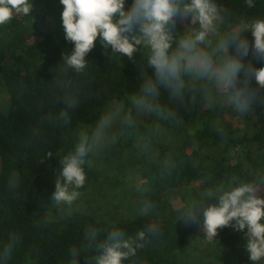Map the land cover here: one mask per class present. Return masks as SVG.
Segmentation results:
<instances>
[{"label":"trees","instance_id":"1","mask_svg":"<svg viewBox=\"0 0 264 264\" xmlns=\"http://www.w3.org/2000/svg\"><path fill=\"white\" fill-rule=\"evenodd\" d=\"M32 2L31 14L14 13L0 25V264H73L72 249L79 252L76 264H89L114 229L126 238L145 233L123 264H254L245 232L229 225L207 238L203 209L218 201L205 196L219 187L251 183L264 197V87L251 71L264 67V53L253 47L254 37L245 50L248 36L238 32L264 20V0H213L219 20L203 41L195 40L203 30L198 17L174 16L166 26L174 74L151 64L140 24L130 33L142 41L132 57L104 48L98 38L89 64L76 72L63 61L74 43L65 36L60 0ZM174 2L182 9L189 0ZM133 4L125 0V10ZM184 43L205 67L222 71L238 61L241 71L208 97L201 79L207 71L193 70L190 79L182 70L188 69ZM241 91L253 100L236 125L231 117L239 109L231 97ZM191 122H198L196 135L161 137ZM254 128L258 136L242 137ZM81 140L89 162L76 191L91 190L88 208L96 215L51 200L59 161ZM217 146L220 158L204 153ZM173 198L181 202L172 204ZM95 202L108 206V219L97 217ZM196 204L194 218L183 217ZM89 228L98 231L91 244Z\"/></svg>","mask_w":264,"mask_h":264},{"label":"clouds","instance_id":"2","mask_svg":"<svg viewBox=\"0 0 264 264\" xmlns=\"http://www.w3.org/2000/svg\"><path fill=\"white\" fill-rule=\"evenodd\" d=\"M63 5L62 24L66 39L74 43L70 54L64 55V63L81 72L89 64L88 53L96 46L99 38L104 48H111L113 53L126 54L132 57L140 37L131 36L134 26L141 25L143 38L151 45L153 55L150 62L160 73L174 74L178 64L169 59L168 33L166 26L174 16L190 12L198 17L201 29L196 41H203L209 26L214 24L216 5L213 0H189L178 8L174 0H134V4L125 10V0H60ZM32 0H0V25H4L14 13L31 14ZM118 14V16H117ZM254 37L253 47L258 53H264V20L251 24ZM247 50V42H245ZM241 63L228 62L223 70V79L228 83L241 71ZM256 82L264 87V67L253 68ZM240 111H245L253 100L251 93L241 91L231 97ZM63 115V114H62ZM89 147L85 140L75 146L74 151L60 159V179L55 181V191L51 196L57 204H72L80 195L76 189L86 182L85 164ZM49 156L52 153L49 152ZM254 184L243 183L229 188L219 187L206 193V201L218 198V201L203 209L204 232L209 240L217 236L218 229L233 226L235 230L246 233L245 250L249 259L254 262L264 260V197L257 194ZM202 204V203H200ZM200 204L190 206L183 217L194 218ZM233 222H235L233 224ZM98 231L95 228L86 230V239L91 244L96 240ZM145 233H137L135 238L125 237L120 230L109 232L104 242L99 245L100 254L89 258V264H123L129 256L135 255L142 244ZM76 264L79 252L72 249Z\"/></svg>","mask_w":264,"mask_h":264},{"label":"rangeland","instance_id":"3","mask_svg":"<svg viewBox=\"0 0 264 264\" xmlns=\"http://www.w3.org/2000/svg\"><path fill=\"white\" fill-rule=\"evenodd\" d=\"M218 20H219V18L216 16L215 19H214V24L212 26H209L208 32H209V30H212L213 29V27L215 26V24H217ZM138 27H140V26H138ZM183 29H186V26H184ZM250 30H251V27H246V28H243L241 31H238L240 35H242V36H244V35L245 36H248L247 39L245 40V42H248L249 41L248 39L251 38V37H253ZM238 32H236V33H238ZM178 37H180V36H178ZM184 38H185V36H184ZM187 46L188 45L184 43V45H183V47L185 48V56H184V59L187 62V68L190 69V70L186 69L185 66L182 67V70H183L184 74L186 75V77L192 79V77H193V72L192 71L193 70H198V69H203L204 71L206 70L207 71L206 77H202L201 79H205L204 80V86H205V89H207L208 97H209L210 92L213 93V92H216V91L217 92L221 91V89L223 88L224 82H225L224 79H223V75H222L223 74V70L221 71L217 66L215 68L214 67L213 68H211V67H205L203 58H200L195 53V50L190 49ZM198 73L199 72L194 71V74H196V77H197V74ZM213 88H215V90ZM239 113H240V110H238L237 113H235L236 116L232 115V117H231V122H235L236 125H239L240 120H241V118H239L238 115H237ZM110 120L113 123L116 122V119H110ZM197 123L198 122L181 123L180 126H178L176 128L178 130H176L175 132H173V134H167L165 132V133H163L161 135V137L163 139H166L168 137H173V135H175L176 137H179V138H182L184 136L187 137V136L196 135L199 131H201L200 128H199V125ZM247 124H248V121H247ZM258 135H259V132L256 130V128H254L248 134H245L243 132L242 137L244 139H247V138H250V137L255 138ZM229 137H231V139H232L234 136H229ZM221 144H222L223 147L225 146V143H221ZM204 153L205 154H209L211 156V158L212 157H218V158H220V156H221V153L219 152V146H217V147H215L213 149H210V150H208V151H206ZM249 153L251 155H253V152L251 150H249ZM205 166L208 167L207 164ZM100 169H101L102 172H104V170H105L103 166H100ZM108 171L112 174V177L113 176H116V175L118 177L120 175V172L114 171L113 166H111L110 168H108ZM132 173H133V171H132ZM136 181H132V182H135L136 183ZM127 182L129 184V181H127ZM114 191H116V190H114ZM90 192H91V190L87 191L86 193L80 194L78 196V198L72 204H70V205L68 204V206L71 207L72 210H74V211H71V212H79L80 211V212H88L89 214L96 215L94 212H89V210H91V209L88 208L89 201L91 199H93L92 197L89 196ZM116 192H111L109 195L110 196H113L114 193L116 194ZM180 202L181 201H180L179 198L178 199L177 198H173L172 199V204H177L178 205ZM107 207H108L107 205H102V203L100 205L99 203L95 202L93 208L96 209V210H98V212H99L97 214V217L104 218V219H108L109 214H107V211H106ZM69 214H71V213H65V215H69ZM112 216H114V215H112ZM198 234L200 235L201 234V231H199ZM203 242L205 243V241H203ZM210 252H211V250H210ZM257 264H264V260H262L260 262H257Z\"/></svg>","mask_w":264,"mask_h":264}]
</instances>
